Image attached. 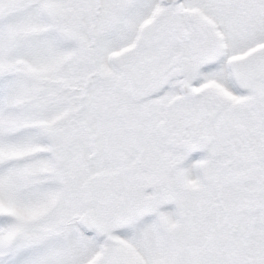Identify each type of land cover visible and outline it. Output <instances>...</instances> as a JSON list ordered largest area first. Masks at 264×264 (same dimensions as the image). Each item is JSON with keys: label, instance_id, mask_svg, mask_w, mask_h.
Segmentation results:
<instances>
[{"label": "snow or ice", "instance_id": "1", "mask_svg": "<svg viewBox=\"0 0 264 264\" xmlns=\"http://www.w3.org/2000/svg\"><path fill=\"white\" fill-rule=\"evenodd\" d=\"M0 264H264V0H0Z\"/></svg>", "mask_w": 264, "mask_h": 264}]
</instances>
